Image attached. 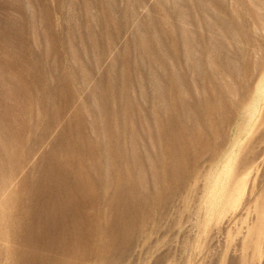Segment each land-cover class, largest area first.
<instances>
[{
    "label": "rangeland",
    "instance_id": "374dc122",
    "mask_svg": "<svg viewBox=\"0 0 264 264\" xmlns=\"http://www.w3.org/2000/svg\"><path fill=\"white\" fill-rule=\"evenodd\" d=\"M0 264H264V0H0Z\"/></svg>",
    "mask_w": 264,
    "mask_h": 264
}]
</instances>
